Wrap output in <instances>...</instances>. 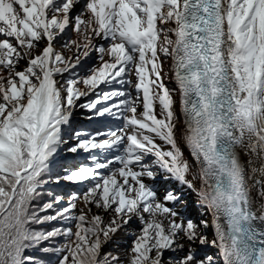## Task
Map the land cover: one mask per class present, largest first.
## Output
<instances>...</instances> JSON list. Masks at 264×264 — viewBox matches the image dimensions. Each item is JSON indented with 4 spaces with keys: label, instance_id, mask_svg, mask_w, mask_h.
<instances>
[{
    "label": "snow or ice",
    "instance_id": "6c2138e0",
    "mask_svg": "<svg viewBox=\"0 0 264 264\" xmlns=\"http://www.w3.org/2000/svg\"><path fill=\"white\" fill-rule=\"evenodd\" d=\"M0 264H264V0H0Z\"/></svg>",
    "mask_w": 264,
    "mask_h": 264
},
{
    "label": "bare ground",
    "instance_id": "6f19581e",
    "mask_svg": "<svg viewBox=\"0 0 264 264\" xmlns=\"http://www.w3.org/2000/svg\"><path fill=\"white\" fill-rule=\"evenodd\" d=\"M254 195H255V193H254ZM133 227H138V225L134 224ZM119 236H122V238L124 240V242L120 243V246H119L120 249L128 248L129 245H131V239L129 237L125 236L123 233H121ZM116 250H119V249H116Z\"/></svg>",
    "mask_w": 264,
    "mask_h": 264
},
{
    "label": "rangeland",
    "instance_id": "374dc122",
    "mask_svg": "<svg viewBox=\"0 0 264 264\" xmlns=\"http://www.w3.org/2000/svg\"><path fill=\"white\" fill-rule=\"evenodd\" d=\"M185 154L187 155V150H186V153H185ZM62 189H63V188H61V190H62ZM116 239H117L118 241H122V242H124L122 236H118ZM129 246H130V245H129ZM110 247L115 248V245H112V246H110Z\"/></svg>",
    "mask_w": 264,
    "mask_h": 264
}]
</instances>
